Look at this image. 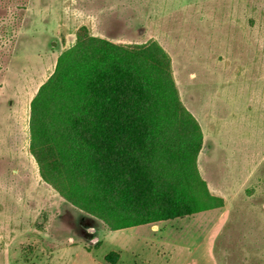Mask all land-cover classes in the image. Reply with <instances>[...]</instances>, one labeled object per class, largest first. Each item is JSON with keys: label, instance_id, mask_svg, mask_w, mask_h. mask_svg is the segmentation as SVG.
Returning <instances> with one entry per match:
<instances>
[{"label": "rangeland", "instance_id": "1", "mask_svg": "<svg viewBox=\"0 0 264 264\" xmlns=\"http://www.w3.org/2000/svg\"><path fill=\"white\" fill-rule=\"evenodd\" d=\"M81 27L119 46L157 43L200 126L196 166L219 206L165 221L164 236H198L181 241L200 249L212 236L214 264H264V0H0V264H91L86 251L102 263L119 236H149L67 203L29 153V103ZM140 243L123 257L143 258Z\"/></svg>", "mask_w": 264, "mask_h": 264}, {"label": "trees", "instance_id": "2", "mask_svg": "<svg viewBox=\"0 0 264 264\" xmlns=\"http://www.w3.org/2000/svg\"><path fill=\"white\" fill-rule=\"evenodd\" d=\"M28 132L42 181L111 231L219 206L196 166L200 126L155 42L124 47L79 28L29 103Z\"/></svg>", "mask_w": 264, "mask_h": 264}, {"label": "crops", "instance_id": "3", "mask_svg": "<svg viewBox=\"0 0 264 264\" xmlns=\"http://www.w3.org/2000/svg\"><path fill=\"white\" fill-rule=\"evenodd\" d=\"M165 221L155 223V224H147V225H140L136 227L121 229L117 231H126L130 230L132 228H142V227H148V230L144 233V235L149 236H119L120 238L115 241L114 247H112V250H109V252H115L118 254L119 259L117 264H169V259H171L174 256H177L181 254L184 251V260L181 261L182 264H198L199 258H204L203 261L199 262V264H214V261L212 260V236H205L206 237V246L203 249L199 248L198 244H195L193 246H187L186 243L182 242L187 241V238H193L198 236H164V227H166ZM157 224H160L161 228L159 233H161V236H155V231H153L152 227H159ZM170 227V225H169ZM117 231H111V232H117ZM154 236H153V235ZM185 238V239H182ZM108 239V236L106 238ZM200 239H204V236H202ZM199 239V240H200ZM104 238L102 236H99V239L97 240L98 243L101 245ZM132 241L141 242L140 244L144 246V257L141 258L137 252H133L131 250L130 257H123V253L128 252V245ZM198 242V241H197ZM196 242V243H197ZM99 245V246H100ZM81 246V245H80ZM82 247V246H81ZM70 247L65 248L63 250V255L70 253ZM82 250L86 251L83 247ZM61 253V251H59ZM107 253V254H108ZM86 254H89L92 257V263L91 264H104V256L102 258V263H99L98 258L95 255V252H87ZM205 261V262H204Z\"/></svg>", "mask_w": 264, "mask_h": 264}]
</instances>
